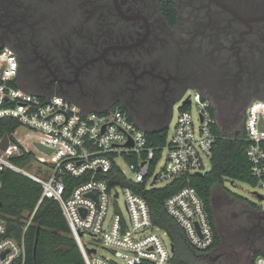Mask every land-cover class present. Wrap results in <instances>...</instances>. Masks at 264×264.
<instances>
[{
	"label": "flooded vegetation",
	"instance_id": "af4514ba",
	"mask_svg": "<svg viewBox=\"0 0 264 264\" xmlns=\"http://www.w3.org/2000/svg\"><path fill=\"white\" fill-rule=\"evenodd\" d=\"M4 47L26 91L119 107L146 131L168 128L189 88L223 125L264 99V0H0ZM248 211L259 226L264 207Z\"/></svg>",
	"mask_w": 264,
	"mask_h": 264
},
{
	"label": "built area",
	"instance_id": "2783aa9c",
	"mask_svg": "<svg viewBox=\"0 0 264 264\" xmlns=\"http://www.w3.org/2000/svg\"><path fill=\"white\" fill-rule=\"evenodd\" d=\"M18 73L15 52L0 49V119L20 123L12 138L9 136L8 148L0 149V172L10 168L28 175L43 188L40 201L47 197L59 202L87 264H169L173 254L169 234L153 223L148 201L134 185L157 188L178 176L205 174L210 169L218 139L215 127H219L210 99L197 88L186 93L179 101L173 132L164 145L154 146L147 131L124 109L84 111L61 96H38L21 86ZM262 120L264 99H255L247 110L244 128L252 173L264 188ZM23 126L34 134L31 143L42 155L29 148L30 133L15 137ZM37 142L52 152L37 148ZM30 152L35 154L31 162L40 166L34 173L12 161ZM118 159L129 164L132 177ZM115 167L119 172H113ZM122 193L127 217L118 209ZM113 206L116 210L110 214ZM165 208L184 229L192 248L201 252L213 245L215 232L208 210L193 186L168 197ZM85 234L96 238L114 257L99 254L98 245L84 241ZM89 248L95 252L89 253ZM26 260L25 234L21 239L14 237L0 217V264H26ZM254 264H264V255H258Z\"/></svg>",
	"mask_w": 264,
	"mask_h": 264
},
{
	"label": "trees",
	"instance_id": "16d2710c",
	"mask_svg": "<svg viewBox=\"0 0 264 264\" xmlns=\"http://www.w3.org/2000/svg\"><path fill=\"white\" fill-rule=\"evenodd\" d=\"M19 125L15 119H0V141L6 134L12 138ZM215 131L218 139L213 148L211 167L205 174L181 175L157 188H147L145 184L134 185V189L148 201L153 223L168 232L174 245L169 264H196L193 256L200 251L189 245L184 229L168 214L165 208L168 197L187 185L198 191L205 202L215 232L213 245L204 251L208 252L219 245L212 203L215 184L227 178L232 182L239 180L257 185V179L252 173V163L247 156L248 141L244 126L230 135L224 133L218 126L215 127ZM167 136L168 128L147 131V137L154 146L164 145ZM262 147L264 149V141ZM34 158L35 154L30 152L15 156L12 161L20 167H25ZM113 172H119L118 167H115ZM0 178L2 181L0 217L5 220L9 233L14 237L21 239L25 234L26 264H87L59 202L47 197L40 201L43 191L41 184L28 175L10 168L2 170ZM251 205L258 206L253 202ZM261 254L264 255L261 249L253 253L252 264Z\"/></svg>",
	"mask_w": 264,
	"mask_h": 264
},
{
	"label": "rangeland",
	"instance_id": "374dc122",
	"mask_svg": "<svg viewBox=\"0 0 264 264\" xmlns=\"http://www.w3.org/2000/svg\"><path fill=\"white\" fill-rule=\"evenodd\" d=\"M193 92V88H189L187 95ZM180 102L177 101L173 107L172 116L168 126V135H170L177 123L180 109ZM193 114L197 116V109L193 105ZM218 117V116H217ZM245 113L241 112L234 114L231 121L227 125L218 122L220 130L230 135L241 130L245 121ZM219 121V120H218ZM30 129L20 127L19 132L15 134L16 138H21L23 134L30 135L28 139V146L36 155H42L33 145L32 141L35 139ZM25 135V136H26ZM118 164L132 177L129 164L123 159L117 160ZM37 167H40L35 162L26 165L25 168L29 172H35ZM208 167H211L210 163ZM168 182H163L160 185L164 186ZM254 192L264 195V188L260 185H252L247 182L236 180L232 182L230 179H223L222 182L215 184L213 188L212 198L214 199L213 207L215 213V224L219 235V245L208 251L195 253L193 261L196 264H252L253 253L261 249L264 251V220L259 226L258 218L255 216L249 217L251 208L264 207V200H261ZM258 206H252L251 203ZM118 209L127 217V210L125 205V197L122 193L117 200ZM260 206V207H259ZM116 210L113 206L110 214ZM256 216L259 213H255ZM84 241L89 245L99 246V254L114 257L113 253L106 247L102 246L98 240L88 234L83 236ZM204 252V253H203Z\"/></svg>",
	"mask_w": 264,
	"mask_h": 264
},
{
	"label": "water",
	"instance_id": "95a60500",
	"mask_svg": "<svg viewBox=\"0 0 264 264\" xmlns=\"http://www.w3.org/2000/svg\"><path fill=\"white\" fill-rule=\"evenodd\" d=\"M182 98V95L180 96V98L178 100H180ZM189 101V100H188ZM261 128L264 129V121L262 120L261 121ZM9 143H10V137L8 134H6L2 140L0 141V149L1 150H6L9 146ZM36 146L37 148H39L40 150H43L47 153H51L52 152V149L49 148V147H46L45 145L41 144V143H36ZM199 174H203V173H199ZM261 200H264V195L263 194H260L258 192H254ZM0 205H1V201H0ZM171 248H172V251H174V245L171 244ZM88 252L89 253H92V252H95V249H92V248H89L88 249Z\"/></svg>",
	"mask_w": 264,
	"mask_h": 264
}]
</instances>
